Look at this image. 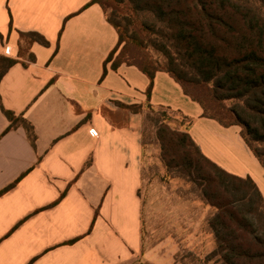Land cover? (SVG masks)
Returning a JSON list of instances; mask_svg holds the SVG:
<instances>
[{
    "label": "crops",
    "instance_id": "1",
    "mask_svg": "<svg viewBox=\"0 0 264 264\" xmlns=\"http://www.w3.org/2000/svg\"><path fill=\"white\" fill-rule=\"evenodd\" d=\"M0 33V54L18 60L0 81V264H117L140 252L146 103L185 116L202 152L264 197V168L239 126L205 116L165 71L148 95L139 65L105 62L119 33L100 3L0 0ZM1 104L33 125L34 145L8 129Z\"/></svg>",
    "mask_w": 264,
    "mask_h": 264
},
{
    "label": "trees",
    "instance_id": "2",
    "mask_svg": "<svg viewBox=\"0 0 264 264\" xmlns=\"http://www.w3.org/2000/svg\"><path fill=\"white\" fill-rule=\"evenodd\" d=\"M129 1L153 14L156 22H144L143 27L151 36L149 43L167 59L163 68L140 66L150 79L147 94L155 72L165 71L186 94L203 105L205 116L212 117L205 113L204 102L185 87V83L209 84L215 101L232 102L230 110L235 122L229 124L242 127L241 137L264 168V0ZM92 2L101 4L99 0ZM107 20L117 29L119 42L105 62L111 60L124 40L119 25L111 18ZM25 35L31 41L48 43L37 32ZM138 43L143 45L142 40ZM17 61L0 54V81ZM117 64L114 61L112 68ZM1 108L10 121L8 129L23 127L34 145L33 125L22 114L17 115L2 104ZM189 124L187 120L183 132L167 123L157 128L167 171L178 164L184 166L202 187L206 201L216 209L211 220L216 239L213 254L223 264H264L263 194L249 175L233 174L207 157L187 131ZM173 147L180 150L182 161H176L179 155L172 152Z\"/></svg>",
    "mask_w": 264,
    "mask_h": 264
},
{
    "label": "rangeland",
    "instance_id": "3",
    "mask_svg": "<svg viewBox=\"0 0 264 264\" xmlns=\"http://www.w3.org/2000/svg\"><path fill=\"white\" fill-rule=\"evenodd\" d=\"M99 1L106 16L119 25L124 38L113 54L115 62L133 63L151 70L166 66L164 53L149 43L151 36L143 27L144 22L149 25L156 22L151 12L134 7L129 0ZM26 39L25 36L22 39V49L27 54L24 47ZM138 40H142L143 45ZM185 87L204 102L207 115L223 124L235 122L230 110L232 102L215 101L209 84L185 83ZM131 109L139 108L132 105ZM140 111L143 113L142 180L139 189L142 246L140 252L131 255L129 260L117 264H223L220 257L213 254L216 239L211 220L216 209L206 201L202 187L192 180L184 166L178 164L167 171L162 159L158 126L167 123L183 132L186 131L187 119L177 111L153 107L148 103L140 107ZM236 125L241 133L242 127ZM171 150L179 155L178 147ZM176 159L182 161L180 155Z\"/></svg>",
    "mask_w": 264,
    "mask_h": 264
}]
</instances>
